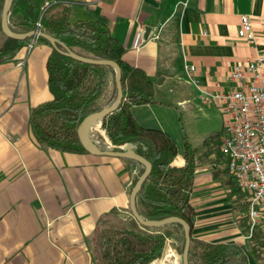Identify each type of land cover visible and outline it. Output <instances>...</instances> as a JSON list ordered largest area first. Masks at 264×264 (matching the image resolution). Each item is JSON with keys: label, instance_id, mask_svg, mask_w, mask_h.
Segmentation results:
<instances>
[{"label": "crops", "instance_id": "1", "mask_svg": "<svg viewBox=\"0 0 264 264\" xmlns=\"http://www.w3.org/2000/svg\"><path fill=\"white\" fill-rule=\"evenodd\" d=\"M243 14L251 19L256 46L237 34ZM98 15L108 19L124 46V59L154 84L157 102L132 106L133 117L166 132L177 146L173 164L182 165L193 101L207 103L211 99L204 93L217 83L228 87L224 77L235 64L264 51V0H82L71 8L70 21ZM50 52L49 45L34 40L15 59L0 63V264H95L91 235L100 216L114 209L130 213L136 168L129 170L122 157L43 147L32 134L31 108L52 98ZM186 63L195 66L198 86L190 82ZM93 128L91 141L111 150L105 131L99 129L96 137ZM223 167V160L211 155L196 170L192 232L246 247L248 234L239 220L243 201L230 197L226 174L214 176ZM164 251L174 257L172 247ZM249 264H257L250 255Z\"/></svg>", "mask_w": 264, "mask_h": 264}, {"label": "trees", "instance_id": "2", "mask_svg": "<svg viewBox=\"0 0 264 264\" xmlns=\"http://www.w3.org/2000/svg\"><path fill=\"white\" fill-rule=\"evenodd\" d=\"M4 2L0 0V63L15 59L34 40L51 47L46 68L52 98L33 106L29 115L36 142L61 152H87L78 137L79 125L90 114L112 105L117 97L112 66L79 61L65 54V47L84 57L115 62L120 69L123 99L116 110L102 117L100 127L112 144L111 150L131 149L151 164V171L136 195L138 214L146 221L170 217L184 220L190 227L188 264H249V254L242 242H210L192 232L196 220L190 200L194 175L212 155L216 160H223L224 166L222 170L216 169L214 176L226 174L230 197L234 201H243L239 220L243 232L249 233L248 197L228 171L220 149V130L203 140L200 147L192 146L185 138L184 162L174 165L178 153L175 141L160 129L142 126L131 113L132 106L157 102L154 84L144 70L124 59L125 48L112 35L106 17L98 15L94 19L71 22V8L82 0H12L8 28L17 33L39 29L57 40L56 46H52L42 37H7L1 30ZM122 159L129 170L136 168L131 191L144 166L134 159ZM247 240L254 262L264 264V214ZM91 242L95 264H148L161 257L168 242L181 255L185 229L178 221L142 226L130 213L114 209L100 216Z\"/></svg>", "mask_w": 264, "mask_h": 264}, {"label": "built area", "instance_id": "3", "mask_svg": "<svg viewBox=\"0 0 264 264\" xmlns=\"http://www.w3.org/2000/svg\"><path fill=\"white\" fill-rule=\"evenodd\" d=\"M237 34L252 47L258 43L248 15L240 16ZM184 69L190 82L198 86L192 77L195 66L186 63ZM223 82L228 87L217 83L204 96L219 102L220 149L229 173L248 197L249 238L262 217L264 206V51L235 64ZM96 126L93 130H99Z\"/></svg>", "mask_w": 264, "mask_h": 264}, {"label": "water", "instance_id": "4", "mask_svg": "<svg viewBox=\"0 0 264 264\" xmlns=\"http://www.w3.org/2000/svg\"><path fill=\"white\" fill-rule=\"evenodd\" d=\"M12 0H5L2 12H1V30L2 32L7 36L11 37L14 39H25L28 37H32L34 39L35 37H42L47 39L52 46H56L57 40L52 37L49 34H46L42 32L39 29L32 30L26 33H17L13 32L8 28V13H9V8L11 5ZM150 29L146 28L145 31V36L148 35ZM65 54L79 60L82 62H87V63H93V64H106L110 65L114 68L115 70V86H116V91H117V97L114 103L110 106H106L102 108L100 111L94 112L90 114L88 117H86L81 124L78 127L77 133L79 140L81 142V145L83 148L93 154H105V155H111V156H116V157H122V158H130L138 161L144 166V171L143 173L138 177L137 181L135 182L134 186L132 187L129 195V203H130V213L131 215L135 218V220L142 226H160L163 225L167 222L170 221H178L180 222L185 229V244L183 247L182 254L180 256V261L181 264H188V250H189V245H190V227L189 225L182 220L181 218L178 217H170V218H165L161 221H146L144 220L137 212L136 207H135V200H136V195L141 189L142 183L144 180L148 177L150 171H151V164L148 160H146L144 157L136 154L133 150H126V151H113V150H100L96 144H94L89 136V132L92 129L93 126H95L96 123L101 122V119L104 115L113 112L116 110L122 99H123V92H122V86H121V74H120V69L119 66L111 61V60H99V59H92L88 57H84L81 55L76 54L72 50L68 49L65 47ZM157 260L154 259L148 264H157Z\"/></svg>", "mask_w": 264, "mask_h": 264}, {"label": "rangeland", "instance_id": "5", "mask_svg": "<svg viewBox=\"0 0 264 264\" xmlns=\"http://www.w3.org/2000/svg\"><path fill=\"white\" fill-rule=\"evenodd\" d=\"M196 103H198L199 106L202 107V109H198V107L195 105ZM192 105H194V108L190 113L191 117H186L185 127L187 128V132L189 135L188 141H190L191 145L197 146L202 141V139L208 138L213 132L221 129L222 114L219 109V102L215 100H209L207 103L202 104L199 99H196L195 101H193ZM96 127H98L100 131L103 130L101 127H99V124ZM94 132H96V134L94 133V135L97 137L99 130ZM262 214H264V206L262 208ZM167 246L172 247L174 250L173 258H175V261L172 260V263L174 262L175 264H181V255L176 251L175 247L170 242L167 243L166 247ZM246 249L248 251V254L251 256V251L248 250V245L246 246ZM164 253L166 252L164 251L161 257L159 259H156L158 261L157 264H160L159 261L162 259ZM170 253L171 252H168L166 254Z\"/></svg>", "mask_w": 264, "mask_h": 264}, {"label": "bare ground", "instance_id": "6", "mask_svg": "<svg viewBox=\"0 0 264 264\" xmlns=\"http://www.w3.org/2000/svg\"><path fill=\"white\" fill-rule=\"evenodd\" d=\"M168 254L164 253L162 256V259L160 260V264H175L174 262L172 263L173 258H170Z\"/></svg>", "mask_w": 264, "mask_h": 264}]
</instances>
